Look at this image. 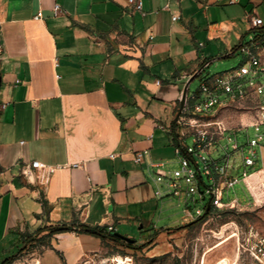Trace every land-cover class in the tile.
I'll list each match as a JSON object with an SVG mask.
<instances>
[{
	"label": "crops",
	"instance_id": "obj_1",
	"mask_svg": "<svg viewBox=\"0 0 264 264\" xmlns=\"http://www.w3.org/2000/svg\"><path fill=\"white\" fill-rule=\"evenodd\" d=\"M142 2L143 12L129 0H0V246L10 239L14 251L26 234L75 218L126 237L139 227L143 242L195 221L153 164L177 170L184 89L246 44L258 30L250 15L264 27V0ZM34 161L58 168L47 182L46 168L33 169L31 181L23 169ZM57 236L67 264L101 243Z\"/></svg>",
	"mask_w": 264,
	"mask_h": 264
},
{
	"label": "rangeland",
	"instance_id": "obj_2",
	"mask_svg": "<svg viewBox=\"0 0 264 264\" xmlns=\"http://www.w3.org/2000/svg\"><path fill=\"white\" fill-rule=\"evenodd\" d=\"M260 33V30L245 32L246 43L251 40V37ZM242 61L243 52L241 48H238L229 57L216 59L207 70L208 77L238 68ZM202 81L200 78L195 79L189 86V93L199 92ZM259 120L258 98L250 95L243 100L214 109L201 122L206 126L202 128L213 140L209 153L212 159L217 160L221 165H228L229 178L241 180L245 175L244 157L251 153L249 141L257 138L259 134L264 135V124H261L260 131L250 126ZM188 121L189 118H186L182 127L187 136L186 138L183 136L184 144L193 146L194 138L190 135L193 130L188 126ZM236 141L239 144V150L234 149L233 144ZM260 144L261 147H254L260 155L255 170L247 176L246 182L241 181L234 189L224 192L225 200H230L226 202L239 197L238 203L214 212L204 221L188 228L162 230L146 242H143L142 230L137 227L133 234L127 236L135 240L133 243L125 240L101 241L99 246L84 255L77 264H203V262L215 264L223 257L233 258L237 247L235 234L254 227L256 231L264 235V140L260 141ZM193 166L198 175L201 172L206 186L213 185V180L205 173L202 162L193 163ZM173 169L181 170L182 165L178 163ZM169 179L170 176L165 180L164 187L167 190L166 193L173 195L175 208L179 212L187 206L196 213L197 209H204L210 203L211 194H207L205 199H202L200 194H197L194 199L188 196L189 185L185 179L179 181L181 188L170 190L167 186ZM202 187L205 188V186ZM48 226L51 225L42 227L41 232L35 231L29 234L30 237L27 241L25 240V244L14 251L11 249L16 247V243L8 239L4 243L6 247L0 246V263L6 257L15 254L10 264H65L63 253L56 249L59 241L57 235L60 233L53 235L47 229ZM4 248L8 250L4 251Z\"/></svg>",
	"mask_w": 264,
	"mask_h": 264
},
{
	"label": "built area",
	"instance_id": "obj_3",
	"mask_svg": "<svg viewBox=\"0 0 264 264\" xmlns=\"http://www.w3.org/2000/svg\"><path fill=\"white\" fill-rule=\"evenodd\" d=\"M129 2L136 10L143 12L142 0H129ZM59 12H61V6L56 5L55 13L58 14ZM174 19H177V17H174ZM249 22L255 29L259 30L263 27L262 19L257 14L250 15ZM199 46L202 47L203 43H200ZM240 48L243 52V61L238 68L225 73L215 74L211 77H208V75L204 77L205 68L211 63L206 62L194 74V76H199L203 80L201 87L197 93H187L184 108L177 118V125H181L179 134L182 135L181 137L184 136L186 138V133L182 128L186 119L181 120L180 117L182 114L189 115L188 126L193 130L190 135L193 136L195 142V145L186 146L183 150L178 148V153L181 154L180 164L182 169L166 172L161 169V163L153 164L158 169L157 182L164 184L165 180L170 176L167 182L170 190L181 188L179 181L185 179L189 185L187 195L192 196L193 199L197 194H200L202 199H205L207 194H211V201L204 209H197L196 213H193L187 206L185 207L184 213L188 214L189 218L193 220L205 215L208 206L221 210L231 204L238 203L239 200L236 198L231 202H226L224 192L234 189L236 184L241 181L246 182L247 176L251 175V171L255 170L258 165L260 155L254 150V147L262 146L260 141L264 140L263 134H259L257 138H252L249 141L251 153L244 157L245 175L243 178L241 180L238 178L232 179L228 177V165H221L217 160L212 159L209 148L213 146V140L208 136V132H205L202 128L206 126L201 123L204 121V117H207L214 109L254 95L258 98L260 120L250 126L260 131L261 124H264V37L257 35L248 43L242 44ZM1 51L2 45L0 44ZM229 139L232 140L231 138ZM233 146L235 150L240 149L237 141L234 142ZM142 160L143 152H137L135 162L141 163ZM200 162L204 164V171L213 180V185L206 186L201 172L199 171L198 175L194 168L193 163L199 164ZM74 166H78V164ZM43 168L47 169V173L43 174L39 179L47 182L49 175L54 173L58 166H44L39 161H34L30 166H26L23 169V174L27 179L34 181L33 169ZM202 186H205V188ZM157 195L162 196V192L160 190L157 191ZM108 231L113 232L114 228L110 226ZM235 235L237 247L234 257H223L215 264H264V235H261L254 227H250L244 232Z\"/></svg>",
	"mask_w": 264,
	"mask_h": 264
},
{
	"label": "trees",
	"instance_id": "obj_4",
	"mask_svg": "<svg viewBox=\"0 0 264 264\" xmlns=\"http://www.w3.org/2000/svg\"><path fill=\"white\" fill-rule=\"evenodd\" d=\"M260 36L264 37V27L260 28ZM176 125V122L174 123V126ZM172 135H173V140L175 145L180 148V149H184V147L180 144V142L178 141V135H177V131L174 129V131H172ZM220 211L214 207H209L207 208V212L205 215L201 216L200 218H198L197 220L186 224L185 226H182L183 228H188L190 226H193L197 223H200L202 221H204L208 216H210L212 213ZM43 228H39L37 230V232H41ZM48 230H50V233L54 234H58V233H65V232H75V233H79V234H88V235H92L95 237H98L99 239H101L102 242L106 241V240H111V241H115V242H121L123 241V239H121L120 237H116L114 235V231L110 232L108 231V227L105 226H91L87 223L82 222L81 220L75 218L73 219L71 222H64V223H57V224H52L51 226L47 227ZM28 237H30L29 234L25 235V240L27 241ZM25 243V242H24ZM15 254L6 257L5 259H3L1 261L0 264H10L13 260H14ZM65 264H67L65 262Z\"/></svg>",
	"mask_w": 264,
	"mask_h": 264
},
{
	"label": "water",
	"instance_id": "obj_5",
	"mask_svg": "<svg viewBox=\"0 0 264 264\" xmlns=\"http://www.w3.org/2000/svg\"><path fill=\"white\" fill-rule=\"evenodd\" d=\"M0 86H1V77H0ZM188 86H189V84L186 86V88L184 89V91H183V96H182V98H181V107H180V112L183 110V108H184V105H185V101H186V96H187V93H188ZM180 116V113L178 114V116H177V118ZM210 206H208V208H209ZM114 235L116 236V237H120L121 239H123V240H125V241H127V242H129V243H133L135 240H132V239H130V238H128V237H126V236H123V235H121V234H119V233H114Z\"/></svg>",
	"mask_w": 264,
	"mask_h": 264
},
{
	"label": "bare ground",
	"instance_id": "obj_6",
	"mask_svg": "<svg viewBox=\"0 0 264 264\" xmlns=\"http://www.w3.org/2000/svg\"><path fill=\"white\" fill-rule=\"evenodd\" d=\"M222 243H223V242H222ZM222 243H220V245H221Z\"/></svg>",
	"mask_w": 264,
	"mask_h": 264
}]
</instances>
